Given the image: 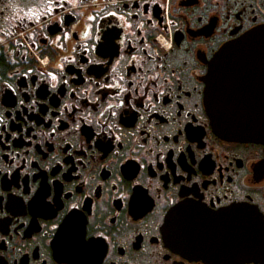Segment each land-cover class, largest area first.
<instances>
[{
    "label": "flooded vegetation",
    "instance_id": "obj_1",
    "mask_svg": "<svg viewBox=\"0 0 264 264\" xmlns=\"http://www.w3.org/2000/svg\"><path fill=\"white\" fill-rule=\"evenodd\" d=\"M263 24L264 0H0V264H229L170 246L167 215L264 234V144L206 101L217 52ZM231 74L216 91L253 125L261 72Z\"/></svg>",
    "mask_w": 264,
    "mask_h": 264
},
{
    "label": "water",
    "instance_id": "obj_2",
    "mask_svg": "<svg viewBox=\"0 0 264 264\" xmlns=\"http://www.w3.org/2000/svg\"><path fill=\"white\" fill-rule=\"evenodd\" d=\"M243 57H248L249 60L238 62L251 69L253 66L254 71L261 72V80L264 82V24L245 32L220 48L208 72L206 101L214 126L223 137L233 138L244 134L264 144V119L261 116L264 109L259 111L260 121H254L253 125L235 126L231 123V104L225 101L231 94L216 91L218 87L230 85L231 66L238 63L236 58ZM256 95L261 98L260 103L264 107V93ZM257 111L258 109H254L255 113ZM199 214L202 220L193 223L182 219L170 221L171 215H167L165 237L168 235L170 246L211 262L244 264L250 260H264V234L254 231L255 221H242L243 217L235 211L215 212L214 215Z\"/></svg>",
    "mask_w": 264,
    "mask_h": 264
}]
</instances>
